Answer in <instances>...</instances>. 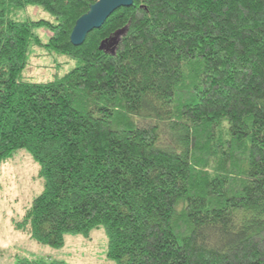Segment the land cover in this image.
I'll return each mask as SVG.
<instances>
[{
    "label": "trees",
    "instance_id": "trees-1",
    "mask_svg": "<svg viewBox=\"0 0 264 264\" xmlns=\"http://www.w3.org/2000/svg\"><path fill=\"white\" fill-rule=\"evenodd\" d=\"M96 1L0 0V165L26 149L43 180L15 229L103 226L115 264H264V0H133L75 46ZM34 47L75 65L23 80Z\"/></svg>",
    "mask_w": 264,
    "mask_h": 264
},
{
    "label": "rangeland",
    "instance_id": "rangeland-1",
    "mask_svg": "<svg viewBox=\"0 0 264 264\" xmlns=\"http://www.w3.org/2000/svg\"><path fill=\"white\" fill-rule=\"evenodd\" d=\"M15 17L19 20L51 19L48 13L32 5L19 10ZM37 32L44 42L49 37L44 29ZM28 59L23 80L46 81L56 74L69 72L75 65L66 56L42 47H34ZM39 169L26 149L18 150L0 165V264H15L23 258L44 264H115L107 257L108 237L103 226L93 229L88 237L66 235L61 248L40 244L15 229L13 221L24 215L32 199L43 190Z\"/></svg>",
    "mask_w": 264,
    "mask_h": 264
},
{
    "label": "water",
    "instance_id": "water-1",
    "mask_svg": "<svg viewBox=\"0 0 264 264\" xmlns=\"http://www.w3.org/2000/svg\"><path fill=\"white\" fill-rule=\"evenodd\" d=\"M133 4V0H98L90 5L89 10L81 15L75 22V25L70 34V40L73 45H81L88 33L94 29L100 28L111 14L121 7H128ZM124 29L118 30L115 35L107 40H104L100 48L106 49L117 43L118 37Z\"/></svg>",
    "mask_w": 264,
    "mask_h": 264
}]
</instances>
